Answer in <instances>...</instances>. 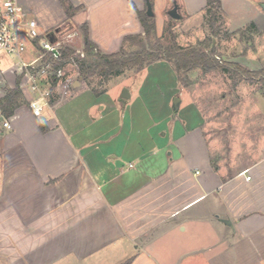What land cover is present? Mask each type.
Listing matches in <instances>:
<instances>
[{"label": "crops", "instance_id": "crops-1", "mask_svg": "<svg viewBox=\"0 0 264 264\" xmlns=\"http://www.w3.org/2000/svg\"><path fill=\"white\" fill-rule=\"evenodd\" d=\"M17 1L43 32L88 23L106 52L141 32L148 9L147 0H68L81 8L69 19L61 0ZM151 3L159 38L174 21L181 47L208 39L207 0ZM176 6L180 19L170 16ZM221 14L226 48L234 34L264 31V0H222ZM30 48L25 62L37 58L26 59ZM243 53L226 61L245 66L254 56ZM1 59L0 100L21 66ZM199 74L208 75L193 71L190 81ZM193 83L166 61L105 90L81 79L59 87L45 121L21 88L15 115L0 110V264H264V136L250 140L245 164L218 163Z\"/></svg>", "mask_w": 264, "mask_h": 264}, {"label": "rangeland", "instance_id": "rangeland-1", "mask_svg": "<svg viewBox=\"0 0 264 264\" xmlns=\"http://www.w3.org/2000/svg\"><path fill=\"white\" fill-rule=\"evenodd\" d=\"M195 23L193 21L187 26ZM167 25V30L160 37L165 45L171 43V37L167 33L168 29L172 30L177 25V22L169 21ZM53 32L58 33L60 40L65 46H69L78 52L82 50V33L73 24L65 25L63 28ZM76 32L79 35L73 42L69 43L67 36ZM252 33V36L249 37L243 34H234L236 39L231 41L228 48L219 41V36L213 39V45L217 47L219 60L227 62V59L230 60L231 57L244 52L243 55L253 54L254 56L244 61V67L251 71L264 70V31H254ZM207 37L212 38V32ZM226 49L228 52H226ZM128 50L130 51V49ZM30 51V56H28L29 53L26 55L28 61L39 57L40 54L33 48H30ZM225 55L228 57H225ZM17 61V59L11 58V60L8 59L6 62L17 63ZM7 63L4 65H8ZM65 68L69 77L77 81L81 80L77 66L68 64ZM115 81H117V77L109 81H105L102 77H96L87 82L95 89L105 90ZM190 82H194L193 84L198 88L196 93L197 100L208 119L207 134L217 144L214 152L217 162L219 163L220 160L228 161L232 167L236 166L237 160L240 161L241 165L245 164L247 162V157L244 155L246 154L245 148L250 146V140L253 139L255 142L258 139L257 137H260L259 145L263 144L264 83L258 79L254 81L243 79L232 72L229 73L222 70L211 72L208 75L199 74V77ZM237 156L241 158L237 159Z\"/></svg>", "mask_w": 264, "mask_h": 264}, {"label": "trees", "instance_id": "trees-1", "mask_svg": "<svg viewBox=\"0 0 264 264\" xmlns=\"http://www.w3.org/2000/svg\"><path fill=\"white\" fill-rule=\"evenodd\" d=\"M148 1L151 3V0ZM61 2L69 19L81 10V8L73 7L68 0H61ZM207 3L208 24L213 37L196 46L181 47L171 29L167 31L171 37V43L165 45L162 39L157 37L156 22L154 17L148 15L147 9L138 14L141 32L125 36L121 48L115 52L104 51L92 40L88 23L80 25L78 30L82 33V50L78 52L69 46L64 47L61 50V58L56 63V68L73 64L78 67L81 79L85 82L96 77H102L105 81H109L127 71H142L155 62L166 61L173 66L184 86L190 85L189 74L197 70L204 74L222 70L232 72L243 79L251 81L258 79L264 83V70L251 71L239 63L219 60L217 49L213 47V39H216L221 31L222 0H207ZM126 45H130V51L126 49ZM43 56L45 59L51 58L47 52H43ZM21 81L22 78L19 77L17 87L8 89L5 97L0 100V110L5 118L14 116L24 102ZM96 93L99 92L96 91Z\"/></svg>", "mask_w": 264, "mask_h": 264}, {"label": "built area", "instance_id": "built-area-1", "mask_svg": "<svg viewBox=\"0 0 264 264\" xmlns=\"http://www.w3.org/2000/svg\"><path fill=\"white\" fill-rule=\"evenodd\" d=\"M78 35L77 32L69 34L68 42H73ZM30 46L36 47L40 55L25 62L23 56ZM64 47L58 33L41 31L38 22L28 17L17 0H0V84L5 82L1 56L19 60L21 88L34 95L30 107L39 119L44 117L45 110L52 109L59 87L71 88L77 81L67 75L65 67L56 68ZM43 52L49 53L51 58L45 59ZM4 126L12 127L9 121ZM247 181H251V176H247Z\"/></svg>", "mask_w": 264, "mask_h": 264}, {"label": "water", "instance_id": "water-1", "mask_svg": "<svg viewBox=\"0 0 264 264\" xmlns=\"http://www.w3.org/2000/svg\"><path fill=\"white\" fill-rule=\"evenodd\" d=\"M147 6H148V15L150 17H154L152 5L148 0H147ZM170 16L174 19H180V16L178 14V6H176L175 9L170 13ZM122 98L125 100L130 99V95L127 89L123 91ZM178 109H179V102L175 101V110H178ZM43 121H45V118H43Z\"/></svg>", "mask_w": 264, "mask_h": 264}]
</instances>
